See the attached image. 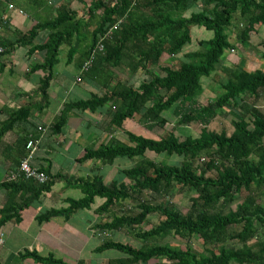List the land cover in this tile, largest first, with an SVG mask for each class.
I'll return each mask as SVG.
<instances>
[{
	"label": "trees",
	"instance_id": "trees-1",
	"mask_svg": "<svg viewBox=\"0 0 264 264\" xmlns=\"http://www.w3.org/2000/svg\"><path fill=\"white\" fill-rule=\"evenodd\" d=\"M91 3L86 16L62 5L53 21L38 23L15 43L0 40L5 56L17 47H30L40 33L48 31L46 42L28 51L46 53L43 65L37 66L46 72L39 90L42 108L49 104V88L64 46L68 51L66 63H75L79 78L95 84L99 92L90 98L64 104L52 125L54 134L63 132L75 111L102 112L106 119L102 123L106 129L102 130L107 133L123 129L129 121L142 123L150 131L165 129L169 112L177 118L176 125L159 139L128 131V142L112 135L103 142L93 135L95 145L85 149L78 163L100 162L113 167L118 159L135 162L110 183L99 174L86 178L52 176L50 165L39 169L50 177L47 184L25 178L2 183L0 189L8 191L9 198L0 211V228L13 220L21 223L24 210L51 192L56 182L65 181L68 187L80 190L83 198L68 200L67 209L47 210L37 217V223H50L60 217L69 221L79 212L91 211L97 198L103 200L93 214L100 218L107 215L110 220H99L94 228L98 235L108 237L100 238L94 254H120L106 264H150L153 260L159 264H264V238L259 237L264 227V207L260 203L264 197V112L245 100L247 96L257 100L264 92V70L250 72L243 62L229 67L224 61L225 52L235 48L228 33L234 15L238 14L242 25L237 40L246 45L251 35L264 27V0ZM193 27L213 32L214 37L200 41V50L186 53L180 60L183 49L193 42ZM156 68H160V73L154 72ZM219 71L227 77L220 83L222 92L207 105H201L203 79H210ZM140 73L144 77L137 79ZM222 110L235 118L231 135L209 129ZM31 111L32 107L16 111L13 119L1 126L0 137L14 123L28 119ZM191 123L202 126L200 135L180 139L177 128ZM29 135L25 146L32 139L39 141L38 136ZM149 153L176 157L182 162L159 163L148 158ZM243 191L247 193L244 202L224 213ZM186 192L193 196L189 211L183 213L170 200L176 193ZM20 195L23 200L16 203ZM151 216H158L161 221L145 231L143 227ZM238 226L242 227L240 231H232ZM122 231L133 235L142 246L136 248L111 237ZM171 234L184 241L185 247L150 243ZM194 239L212 247L207 255L196 252L191 245ZM233 243L238 247H227ZM20 257L35 264H70L53 253L41 256L36 250H26ZM77 264L89 263L81 260Z\"/></svg>",
	"mask_w": 264,
	"mask_h": 264
},
{
	"label": "crops",
	"instance_id": "crops-1",
	"mask_svg": "<svg viewBox=\"0 0 264 264\" xmlns=\"http://www.w3.org/2000/svg\"><path fill=\"white\" fill-rule=\"evenodd\" d=\"M77 1L83 2L82 0H1L0 21H6V25L0 33V40L15 43L21 35L28 33L38 23L53 21L62 5L79 11L75 9ZM79 12L86 16V11ZM47 38L48 31L40 33L30 47H17L14 51L7 52L0 62V130L4 123L13 119L16 111L24 107H32L28 119L23 118L14 123L13 127L0 137V185L9 181V178L18 171L27 152L25 144L28 134L39 137L38 151L32 162L35 169L48 168L50 165L52 176L76 178L93 176L91 169L89 173H83L87 172V167L84 166H89V163L80 164L78 160L87 147L95 145L92 142L93 135H97L101 141L106 136L101 134L104 128L102 121L106 120L102 112L93 114L79 111L70 115L68 124L61 134H54L52 125L65 103L83 100L78 99V91H81V94L89 92L91 96L99 91L92 80L79 78L80 70L76 64H72L75 69L71 73L65 66L59 69L63 63L60 61L54 69V79L49 88V104L42 108L39 90L46 72L37 66L43 65L46 53L35 51L30 54L28 51L46 42ZM65 65L69 66L66 61ZM69 188L65 181L56 182L51 192L44 194L40 200L21 213V223L13 220L0 228V262L2 264H19L20 254L26 250L41 251L43 256L53 253L70 264H77L81 260L90 264L82 256L86 250L94 251L99 245V240L93 235L92 227L91 229H88V226L87 229H67L70 222L62 217L55 218L48 224L39 225L36 220L41 215L39 212L35 214L29 225L24 222L25 214L33 206L41 205V200L44 202L47 197L55 205L59 203L68 205L69 199L64 196V193ZM8 198L9 192L0 189V211L7 204ZM22 200L20 195L16 203H21ZM78 254H80L79 257H77ZM75 258L77 259L74 260ZM29 261L32 260L22 262L28 264Z\"/></svg>",
	"mask_w": 264,
	"mask_h": 264
},
{
	"label": "rangeland",
	"instance_id": "rangeland-1",
	"mask_svg": "<svg viewBox=\"0 0 264 264\" xmlns=\"http://www.w3.org/2000/svg\"><path fill=\"white\" fill-rule=\"evenodd\" d=\"M81 1H77L76 5H75V9H78L79 11H81L82 13L84 11H87L89 5H91V1L92 0H82ZM100 14V12L98 13ZM238 14L234 15L233 18V22H232V26L230 27V30L228 31L229 35H230V43L232 45H235V48L233 49V51H226L225 52V65L231 67V65L236 66L238 64H241L243 62L245 68L247 71L250 72H254L256 70H264V47L262 46V43L264 42V27L262 28H258L259 29V33H253L251 35L250 41L249 43H246V45L239 43V41L237 40V34L240 31L239 29L242 28V25H240V21L238 19ZM214 37L213 32L207 31L204 28H200V27H193L192 28V44L186 46L183 49V52L179 55L180 60L183 59L184 55L186 53L189 52H194V51H198L200 50V47L198 46L200 41H210L212 40ZM67 47L64 46L61 48L60 51V61H62L63 63L60 65L59 69H63V67L65 66V68L67 69V71H70L71 73L73 72L72 70L75 69L74 65H69L68 67H66L65 65V61L67 60ZM166 64H169V58L165 57ZM179 61H175V65L178 64ZM75 64V63H74ZM165 65V64H163ZM76 71V70H75ZM74 71V72H75ZM154 72L160 73V68H156L154 69ZM162 73V72H161ZM122 75V74H120ZM137 79H141L143 76L142 73L138 74ZM220 78V79H219ZM136 79V80H137ZM227 77L226 75L223 73V71H219L218 74L216 76H213L210 79H203V86H204V92L200 98V103L201 105H207V103L209 102L210 99L212 98H216L217 96H219L218 94L220 92H222V90L220 89L222 84H220L221 82L226 81ZM220 91V92H219ZM219 92V93H218ZM81 91H78L77 93V97L78 99H87L91 96V94L89 92H87V94H81ZM165 93V92H163ZM245 100L250 103L253 104L255 106H257L258 108H260L263 112H264V92L261 94L259 99H255L254 97L251 96H247L245 97ZM166 117L169 121L168 125H166L165 129H156L153 131H150L149 129H147L145 126L142 125V123L140 124L139 122H134V121H129L127 124L124 125L123 129L114 131L113 133H107L106 130L101 134H106V136L104 137V141H108L110 136H115L116 138L120 139L123 142H128V138L126 136L125 132H132L136 135H140V136H144L146 138H151V139H159L160 137L164 136V134L166 132H170L173 130L174 126L176 125V121L177 118L175 117V115L172 114V112H169L166 114ZM105 118V117H104ZM105 121V120H104ZM233 121H235V118L230 115L227 110H222L221 112H219V116L211 123L209 129L212 131H216V132H227L228 135H231L234 131V127H233ZM103 123V121H102ZM95 121H94V126H95ZM106 129V127H104ZM103 128V129H104ZM202 130V126L198 123H191L190 125H183L177 128L176 130V135L184 140L185 138L189 137V136H193V137H198L201 133ZM93 141V139H92ZM148 158L150 159H154L155 161L162 163V162H166L168 164H174V163H178V162H182L181 159L178 158H169L166 156H156L152 153L148 154ZM138 161V160H137ZM89 166H84L87 167V172H83V173H89L91 170L93 172V175L95 174H99L102 175L107 183H110L112 180H117L120 178L121 176V171L131 168L134 166L135 162L134 161H130L128 159H118L115 163V165L112 166H102L100 162H88ZM91 169V170H90ZM55 186V185H54ZM59 187V186H58ZM53 190V188H52ZM64 196L69 199V200H80L81 198H83V194L80 190L77 189H73V188H69L67 190L66 193H64ZM193 195L191 193H181V194H175L173 198H171V202L183 213H187L191 207V202H190V198ZM64 197V198H65ZM247 197V193L246 192H242L241 194H239L237 196V201L233 204H231L229 207H227V209L225 210L224 213H228L230 210H235L238 204H241L244 202V200ZM43 199V198H42ZM45 199V198H44ZM42 203L41 205L39 204L38 207L37 206H33L32 209L27 212L25 214V218H24V222L26 225H29V223L33 220L35 214L37 212H39L40 214L45 213L46 210H52V209H56V210H63V209H67L69 207V205L65 204H54L52 203L49 198L47 197L45 199V201L43 202V200H41ZM169 201V200H166ZM103 200L101 199H96L93 206H92V210L91 211H84L82 212V214L77 213L76 216L71 217V219L68 221L70 222V224H68L69 228L67 229H91L90 227H92L94 233L93 235L95 236V239L100 240V238H106L108 237L107 234H103V235H98L96 229L94 228V226L96 225V223L99 222V220L102 221H108L109 216L105 215L103 218H100L97 214H92L94 213V211L100 207L103 204ZM260 203L262 204V206L264 207V197L261 198ZM128 205V204H127ZM85 213V214H83ZM92 218V221H91ZM65 220V219H64ZM161 221V219L158 216H151L149 218V224L145 225L143 227V229L146 230H150L152 229L154 226H156L157 224H159ZM52 222V221H51ZM90 222V223H89ZM48 224V223H47ZM242 229L241 226H238L236 228H234L232 231H240ZM262 237L261 239L264 238V227L262 228V230L260 231V235L259 237ZM114 240L125 243V244H129L133 247L136 248H140L142 246V242L139 241L138 239H136L133 235L131 234H127L126 231H122L119 232L115 235L111 236ZM96 242H98L97 240H95ZM150 243H156L159 245H167L173 248H184L186 243L184 241H182L180 238H178L177 236H175L174 234H171L169 236H167L166 238L163 239H159V240H153ZM192 247L196 250V252L201 253V254H205L207 255L208 253L206 252L208 250L209 247L208 245H204L202 240H198V239H194L192 241ZM227 247H234L237 248L238 245L234 244L233 245H227ZM212 248V247H211ZM38 253L43 256V252L38 251ZM83 253V252H82ZM80 254L77 255V257H79ZM57 258H59L58 256H56ZM87 259V261L90 262V264H106V262L112 258H117L120 257L119 253H116L115 251H108L105 252L103 255H96L94 254L93 250H86L84 252V256ZM77 258H75L74 260H76ZM19 264H24L22 262V260H19ZM28 264H34L33 261H29ZM150 264H159V261L157 260H153L150 262Z\"/></svg>",
	"mask_w": 264,
	"mask_h": 264
},
{
	"label": "built area",
	"instance_id": "built-area-1",
	"mask_svg": "<svg viewBox=\"0 0 264 264\" xmlns=\"http://www.w3.org/2000/svg\"><path fill=\"white\" fill-rule=\"evenodd\" d=\"M10 9H13L12 6H9ZM6 21L0 23V33L5 29ZM6 50L3 46L0 45V62L2 61ZM95 53L92 54L91 60L94 58ZM90 60V63H91ZM39 141L30 140L26 146V155L22 162L20 163L18 171L13 174L9 181H17L21 178L26 180H34L38 184L44 185L50 181V177L43 172H40L38 169L32 167V162L36 157V152L38 151Z\"/></svg>",
	"mask_w": 264,
	"mask_h": 264
}]
</instances>
